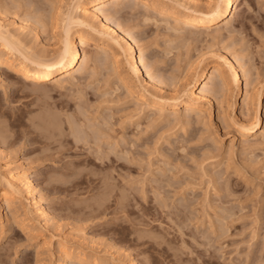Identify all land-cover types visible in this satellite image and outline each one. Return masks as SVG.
Here are the masks:
<instances>
[{
    "label": "rangeland",
    "instance_id": "1",
    "mask_svg": "<svg viewBox=\"0 0 264 264\" xmlns=\"http://www.w3.org/2000/svg\"><path fill=\"white\" fill-rule=\"evenodd\" d=\"M62 1L0 0V20L12 33L27 20L29 27L17 35L49 59L57 48L52 13L77 3ZM175 1L183 2L161 0L160 6ZM209 2L194 7L210 9ZM235 2L229 26L225 19L198 30L157 20L143 3L104 8L110 17L113 12L114 24L134 34L145 66L165 87L162 94L193 87L198 64L236 56L243 82L231 107L215 92L213 105L199 100L194 113L184 106H146L136 97L145 90L143 77L124 62L126 46L118 58L123 69L88 47L94 61L73 79L57 76L40 86L2 67L0 264H264V0ZM248 76L261 94L245 102ZM128 86L135 92L127 94ZM255 116L257 132L243 136L238 124ZM8 164L29 171L52 217L46 226L29 215L25 193L1 207Z\"/></svg>",
    "mask_w": 264,
    "mask_h": 264
},
{
    "label": "bare ground",
    "instance_id": "2",
    "mask_svg": "<svg viewBox=\"0 0 264 264\" xmlns=\"http://www.w3.org/2000/svg\"><path fill=\"white\" fill-rule=\"evenodd\" d=\"M127 1L135 2L137 4L143 3L144 8L146 10L149 9V10L155 12V14H157L158 17H160V19H157V20L161 21L162 20L161 18H166L167 20H170V21L177 23V25L180 28V29L177 28L178 30H181V28H183V29L187 28L188 29V27L190 29L192 27L193 30L196 27L207 28V27H210L212 25H216L218 23H221V21L222 20L225 21V19H227L226 23L224 22L225 25L229 26V24H231L232 22L235 21L234 16H236V15L232 14V11L238 10V6H237V9H235L236 8L235 3L237 2V1L235 2V0H214V2H213L214 6L212 8L209 7L210 9H205V10H204V8H201V7H200L201 9L198 8L200 5L199 4L200 0L199 1L198 0H189V2L190 1L191 2L188 4H190L192 6V8L189 7L188 4L186 5L184 3V0H183V2L182 1H180V2L175 1L173 3L170 2V4H171V6L169 5L170 7L160 6L163 4L161 2V0H91V1H89V3L91 4L89 8L86 6L87 0H77L76 1L77 3L75 2L76 4H73V2H72V5L67 4L65 6L66 7L65 12L66 13H64V14H63V12L60 13L58 10L53 12V9H52V11H51V13L53 12L52 13L53 15L51 16L52 18H50L51 23H52V25H51L52 29H50V30H53V33L55 35L54 39H55L57 48L55 50V54L52 56V58H49V59H46L47 58L46 57L47 52L44 49H43V51L45 54H42V53L38 54L39 52L38 53L33 52L27 46L28 45L27 42H25L22 39V37H20V35H17V33L20 34V32L25 31L23 29H26L29 27V26L26 27V25H25V24L29 23V22H27V20L25 21L26 23H24V22L20 23V21H19L18 22L19 24L17 25L18 27L16 26L18 29L15 28V31H18V30L19 31L15 32L13 30L14 33H12V31L9 30V28H10L9 26L8 27L5 26V24L2 23L0 20V76H1L2 67L6 66L11 71H13L15 74H17L21 80L25 81V84L28 83L29 81H31L33 86H35V85L40 86V84H42V83L44 84L45 82H48V81L52 80L53 78H56L57 76L73 79L75 77V75L78 74L79 72H81V70L86 66L85 64L87 63V61L88 62L90 60L94 61L92 59V57L96 56L95 52L98 54V56L105 57L107 60L113 59L114 60L113 66L115 68H117V70H120V68L121 69H123V68H122V66L120 67V63L118 62V58L122 54L121 53L119 55V53L121 52V50H123L122 48L124 46H126L125 48H127V57L125 58L123 56L124 54L122 56L126 59V61H124V62L127 63L131 73L137 78L139 76L141 78L143 77L142 80H144L143 82L145 83V85L143 82L140 81L144 85V87H142L141 85H140V87L145 89L146 91L144 90V92H140V93L138 91H136V92H138V93H136L137 94L136 97L139 101H141V103L148 104L146 106L163 107V108L167 107V109H169V108L176 109V108H179L181 106H184L185 112H191V113L193 112L194 113V111H196L198 108H200V105L198 103L199 100H203L204 102H206L207 103L206 106H208V107L213 105L212 103H214V102H213L212 97H214V96H211V94L214 92H215L214 94L216 95V93H217L218 96H219V93H221L222 95L219 97H221L222 100L226 99L227 100L226 102L229 105V107H231V105L236 103V97H235L236 92H237V90H240V87L242 86L243 76H242V72L240 71L241 66H239V64H240L238 62L239 59L236 56H231V55L229 56V54H227V55L226 54H222V55L219 54L217 56H214V57H217V62L215 64L213 63L212 65L206 64V65H203V67L201 68V66H202L201 64H203V63L198 64V67H196V68H199L200 70L197 71V73L195 75L196 79H195L193 87L188 88L190 85L187 86V88L184 87L185 90L182 93L178 92V94H173L172 96L162 94L161 92H163L165 87H162L159 85V83H161V82L158 80V78L156 80V78H155L156 75L154 73H152V70L150 71L149 68L147 69V67H146L147 65L145 66L144 61H143L145 59H143L144 57H142L140 55L142 53H141V51L138 50V44H137L138 42L136 41V39H135L136 37L134 36V34L131 31H128V32L124 31L118 25L114 24L115 21H113L114 19L112 18L113 12H110V14H111V17H110L109 12L106 11L107 5L113 4L114 7L119 8L120 5H122V3H124V2L127 3ZM64 2H66V1H64ZM209 3H212V0ZM194 5H198V7L197 6L194 7ZM136 6H138V5H136ZM49 7H51V4ZM55 7H54V9H55ZM124 7H127V5ZM128 7H131V6L129 5ZM134 7H133V10H134ZM62 8H64V7H62ZM124 9H122V10L120 9L122 11V13H123V11L126 12L125 11L126 9L125 10ZM103 10H105L106 13H108V14H106L105 11H103ZM127 10H129V8ZM57 11L59 13H57ZM111 11H112V9H111ZM113 11H114V9H113ZM131 11H132V9H131ZM131 11L129 10L130 13H131ZM129 12L126 14L132 15ZM118 13H120V12H118ZM61 14H63V15H61ZM115 14H117V13H115ZM126 14L123 13L122 16H125ZM117 15L119 16V14H117ZM120 15H121V13H120ZM156 16H155V18H157ZM149 18H150V16H149ZM155 18H153V19L150 18V19L154 20ZM149 20H148V22L151 21V20L150 21ZM164 21H166V20H164ZM15 22L17 23V21H15ZM49 22H50V20H49ZM13 23H14V21H13ZM169 23H171V22H169ZM14 24L10 23V25H14ZM32 25H34V23ZM169 26H171V24ZM31 28H32V26H31ZM21 30H23V31H21ZM34 30L36 31L35 28H34ZM34 30H32V31H34ZM196 30H198V28H196ZM196 30H195V32H196ZM179 32L180 31H178V33ZM38 33H36V34H38ZM95 34L99 35V40H97V39L94 40V39H92L93 37L92 38L90 37V36H94ZM36 37H37V39H39L38 35ZM100 42L103 44L105 42H108L109 46L104 47V46L100 45ZM122 43H123V46H122ZM170 43H171V41H170ZM88 47L96 49V50H94L95 52L93 51L94 52L93 56H92V54L91 55L89 54L88 49H87ZM125 48H124V50H126ZM43 51H41V52H43ZM90 53H91V51H90ZM211 56H213V55H211ZM200 58H201V54H200ZM101 59H104V58H101ZM199 59H198V61H199ZM104 61H106V60L104 59ZM95 62H97L96 59H95ZM111 62H113V61H111ZM126 63H125V65H126ZM196 64H197V62L195 63V66H197ZM121 65H123V63ZM111 66H112V64H111ZM191 66L192 65H190V67ZM102 67H103V65H102ZM193 67H194V65H193ZM190 69L191 68H189V70ZM195 71L196 70H193V72H195ZM124 74H126V73H124ZM153 74L155 75V77ZM185 78H186V75H185ZM122 79H123V77H122ZM216 82L219 84H217ZM127 84H130V83H127ZM216 84L219 85V88L216 87ZM131 86H133V85H131ZM196 86L199 89L198 92L194 89ZM214 86L217 89L214 88ZM254 86L255 85H254L253 80L251 81L250 77H249L246 80L245 86H244V88H245L244 89V93H245L244 94V101L245 100L248 101L251 99L253 100L254 98H256L257 100L259 99L261 91L258 88H254ZM133 87L135 89L137 86L135 85ZM218 90H219V92H218ZM126 91H128L127 94H129V92H132V93L135 92L130 86H128V89ZM217 95L215 97H217ZM197 112H198V110H197ZM244 116H243V118H245ZM245 120L241 121L239 124L237 123L239 126V130L241 131V134L243 136H251L252 134L257 132V130L260 126V122H261L260 118L258 116H255L253 121H251V122L246 121L247 124L245 123ZM105 157H107V155H105ZM97 158L99 159V157H97ZM100 160H102V159H100ZM6 166L8 167V168L7 167L4 168V169L7 168L6 173H4L3 176H1V181H2L1 183L5 186L4 187L5 190L2 192L3 199L1 202V207L2 208L6 207L5 203H8V202L11 203L10 200H20L21 198H23L25 196L24 195V193H25L26 195H28L27 199L29 200V205H27V207L29 209V215L32 217L33 216L36 217V219L38 218L40 221H42L43 225L46 226L51 221L52 217H50L51 214L49 213L48 209L44 206L42 199H40L38 197V195H37V192H38L37 188L38 187L34 183V180L32 179L31 175L28 173L29 171L19 172L15 168H10L9 166H11V165H9V164ZM28 209H26L27 212H28ZM66 247L68 248V246H66ZM65 258H66V256H65ZM65 258H64V260H65ZM1 260H3V259H1ZM66 260H67V258H66ZM0 263H2V261ZM123 263L119 262V264H123ZM59 264H66V261L61 262ZM130 264H136L135 260L132 259L130 261Z\"/></svg>",
    "mask_w": 264,
    "mask_h": 264
}]
</instances>
